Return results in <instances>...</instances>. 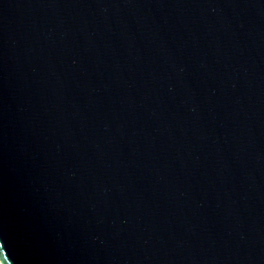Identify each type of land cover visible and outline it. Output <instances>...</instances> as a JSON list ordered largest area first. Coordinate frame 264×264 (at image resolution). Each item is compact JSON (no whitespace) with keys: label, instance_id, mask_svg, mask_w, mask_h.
<instances>
[{"label":"water","instance_id":"obj_1","mask_svg":"<svg viewBox=\"0 0 264 264\" xmlns=\"http://www.w3.org/2000/svg\"><path fill=\"white\" fill-rule=\"evenodd\" d=\"M2 264H264V0H0Z\"/></svg>","mask_w":264,"mask_h":264},{"label":"bare ground","instance_id":"obj_2","mask_svg":"<svg viewBox=\"0 0 264 264\" xmlns=\"http://www.w3.org/2000/svg\"><path fill=\"white\" fill-rule=\"evenodd\" d=\"M0 264H2L1 261H0Z\"/></svg>","mask_w":264,"mask_h":264}]
</instances>
